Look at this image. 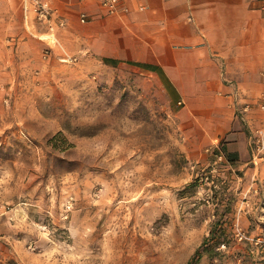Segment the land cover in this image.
I'll list each match as a JSON object with an SVG mask.
<instances>
[{
  "label": "rangeland",
  "instance_id": "374dc122",
  "mask_svg": "<svg viewBox=\"0 0 264 264\" xmlns=\"http://www.w3.org/2000/svg\"><path fill=\"white\" fill-rule=\"evenodd\" d=\"M38 29L0 64V264H264V171L200 144L152 75Z\"/></svg>",
  "mask_w": 264,
  "mask_h": 264
},
{
  "label": "crops",
  "instance_id": "0c3cea01",
  "mask_svg": "<svg viewBox=\"0 0 264 264\" xmlns=\"http://www.w3.org/2000/svg\"><path fill=\"white\" fill-rule=\"evenodd\" d=\"M260 4L121 0L118 11L106 14L100 0H50L52 17L65 21L55 30L59 42L74 38L78 49L106 65L152 75L173 104H179L185 131L198 130L200 144L219 142L225 158L252 177L264 171V156L254 163L249 142L252 128L264 123L259 106L264 92ZM81 13L87 21L79 20ZM33 30L35 25L25 26L21 0H0V64L17 60L18 50L41 46ZM246 103L250 107L244 111Z\"/></svg>",
  "mask_w": 264,
  "mask_h": 264
},
{
  "label": "built area",
  "instance_id": "2783aa9c",
  "mask_svg": "<svg viewBox=\"0 0 264 264\" xmlns=\"http://www.w3.org/2000/svg\"><path fill=\"white\" fill-rule=\"evenodd\" d=\"M120 4L121 0H100V6L106 14H112L118 11ZM21 8L23 21L28 29H31V25H35V23L44 24L46 30L40 36H42L43 39H50L53 44L57 43L63 50V59H74V56L69 54L56 38V28L63 25L65 21L64 19H55L52 17L53 10L50 5V0H21ZM260 8L264 11V0H261ZM79 20L81 22L87 21L86 14L81 13L79 15ZM50 41H47L48 45ZM259 106L264 108V92L259 96ZM249 107L250 105L246 103L243 106V110L246 111ZM249 142L252 159L253 162L256 163L257 160H260L264 156V123L260 127L252 128ZM217 157L219 159L225 158L222 151H219Z\"/></svg>",
  "mask_w": 264,
  "mask_h": 264
},
{
  "label": "trees",
  "instance_id": "16d2710c",
  "mask_svg": "<svg viewBox=\"0 0 264 264\" xmlns=\"http://www.w3.org/2000/svg\"><path fill=\"white\" fill-rule=\"evenodd\" d=\"M197 252L194 253V255L191 257V259H189V261L187 262V264H195V255H196Z\"/></svg>",
  "mask_w": 264,
  "mask_h": 264
}]
</instances>
